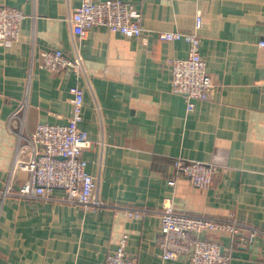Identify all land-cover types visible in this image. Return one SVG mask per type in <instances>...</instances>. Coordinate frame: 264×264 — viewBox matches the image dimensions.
I'll list each match as a JSON object with an SVG mask.
<instances>
[{"label": "crops", "instance_id": "1", "mask_svg": "<svg viewBox=\"0 0 264 264\" xmlns=\"http://www.w3.org/2000/svg\"><path fill=\"white\" fill-rule=\"evenodd\" d=\"M142 12L143 32L126 36L107 25L91 28L80 54L87 81L73 69L43 67V52L74 55L67 17L83 0H0L26 14L18 40L0 42V189L7 186L19 150V102L29 98L28 132L40 122L67 123L71 88L84 84L81 127L93 139L84 156L99 176L102 198L158 211L167 196L177 209L227 217L264 229V0H125ZM197 30L201 55L215 87L207 100L174 92L170 58L185 57L183 39L163 40L160 31ZM22 153L30 158L31 149ZM177 156L217 166L209 188L180 177L168 184ZM27 172L13 174L19 190ZM62 193L61 190H54ZM128 234L126 250L136 264H191L164 260L158 213L129 218L104 207L19 194H0V264H105ZM231 255L222 264H264V234L253 239L210 232ZM211 236V237H210Z\"/></svg>", "mask_w": 264, "mask_h": 264}, {"label": "built area", "instance_id": "2", "mask_svg": "<svg viewBox=\"0 0 264 264\" xmlns=\"http://www.w3.org/2000/svg\"><path fill=\"white\" fill-rule=\"evenodd\" d=\"M26 14L20 8L0 4V42L12 43L18 40L21 24ZM142 12L125 0H83L81 5L70 10L67 17L73 35L74 55H67L62 48L43 52V67L52 71L73 69L86 82L84 63L80 54L83 40L95 25L104 24L112 31L126 36H139L143 32ZM203 18L197 16L194 31H160L163 40L183 39L189 44L185 57L168 59L172 72V86L176 93L188 99L187 108L193 110L196 100H207L212 96L215 82L209 72L206 60L201 55V37L197 32ZM264 48V37L258 40ZM84 84L80 81L71 88L73 113L67 123L40 122L35 132H28L26 115L29 98L25 96L14 110L11 119L17 122L19 150L14 158L6 188L0 194H19L78 205L86 211L113 207L123 211L129 218H141L153 212L158 213L161 225L159 249L164 260L188 258L191 264H222L230 261L232 255L221 243L206 236L210 232H228L253 239L264 234V229L240 220L235 214L227 217L191 213L176 208L173 196H167L158 211L123 203H108L101 196L99 176L89 170L84 156L92 146L93 139L88 130L81 127L84 106ZM31 149L30 158L22 153ZM168 184L174 187L180 177H187L194 186L209 188L217 172V166L201 160L183 156L175 157L169 165ZM27 172L19 190H13V174ZM62 193H55L54 190ZM128 234L120 239L116 249L107 256L105 264H136L127 250Z\"/></svg>", "mask_w": 264, "mask_h": 264}, {"label": "trees", "instance_id": "3", "mask_svg": "<svg viewBox=\"0 0 264 264\" xmlns=\"http://www.w3.org/2000/svg\"><path fill=\"white\" fill-rule=\"evenodd\" d=\"M227 234V233H226ZM208 237V236H207ZM211 237V236H210ZM212 239H216L215 237H211Z\"/></svg>", "mask_w": 264, "mask_h": 264}, {"label": "rangeland", "instance_id": "4", "mask_svg": "<svg viewBox=\"0 0 264 264\" xmlns=\"http://www.w3.org/2000/svg\"><path fill=\"white\" fill-rule=\"evenodd\" d=\"M223 233H227V232H223Z\"/></svg>", "mask_w": 264, "mask_h": 264}]
</instances>
